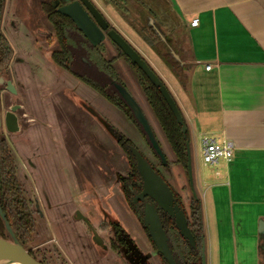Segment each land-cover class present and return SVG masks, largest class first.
Listing matches in <instances>:
<instances>
[{"label": "rangeland", "instance_id": "374dc122", "mask_svg": "<svg viewBox=\"0 0 264 264\" xmlns=\"http://www.w3.org/2000/svg\"><path fill=\"white\" fill-rule=\"evenodd\" d=\"M93 1L104 12L111 25L172 90V94L185 97V90L178 82V78H183L179 74L181 68L166 58L160 44L153 47L147 42V34L151 32L148 29L143 34L142 28L132 22L130 6L125 2L118 3L119 1L115 2L118 5H114L111 3L113 0ZM136 1L144 3L145 10L153 8L149 6L153 2L154 6H159L160 12H165L164 3L159 0ZM41 3L42 0H10L5 8L3 21V32L13 49V58L4 76L14 83L20 93V101L25 108L27 106L26 112L36 121L26 124L22 118V126L27 130L20 135L12 136L2 130L0 132V137L9 144L18 168V179L35 213L36 231L34 241L28 248L30 252L40 248L53 250L51 254L58 257L54 261L56 264H59V260L62 264H113L116 257L114 253L103 252L93 245L88 235L90 228L76 219L75 212L88 219L104 239L106 236L99 226L111 223L121 225L140 247L144 248L148 243L140 221L134 216L122 194L120 179L129 172L125 152L91 112L105 122L108 121L151 164L157 166L158 171L167 178L168 184L182 196L190 214L187 198L191 194L187 189L188 181L181 176L182 169L178 165H171L174 174L166 173L159 166V161L143 136L124 112L110 105L94 89L51 61L50 55L58 51V47ZM104 45L106 58L117 56L118 52L112 44L106 41ZM77 66L85 74H94L93 69L88 70L79 63ZM114 68L120 82L149 120L167 161L174 162L175 157L146 101L137 72L123 59L115 62ZM98 76L97 82L107 84L105 76ZM0 95L1 111L5 116L8 107L16 99L3 87L0 88ZM200 126H195L192 137L195 146L192 158L196 179L198 176L200 182L207 183L196 189L203 203L207 264H258L257 251L253 250V240L249 236L229 246V251L227 248L223 249L228 243H221L219 240L216 208L208 184L218 179L216 173H222L224 166L222 161L218 166H204ZM202 195H205L204 200ZM101 255L106 257L102 259ZM261 257L263 262L259 263L264 264V255Z\"/></svg>", "mask_w": 264, "mask_h": 264}, {"label": "crops", "instance_id": "0c3cea01", "mask_svg": "<svg viewBox=\"0 0 264 264\" xmlns=\"http://www.w3.org/2000/svg\"><path fill=\"white\" fill-rule=\"evenodd\" d=\"M116 1L130 6L132 22L143 34L151 32L147 42L153 47L160 44L166 58L181 68L183 78L178 82L186 95L173 96L189 125L192 153L198 125L200 141L213 135L233 149V161L223 163L224 171L208 184L218 237L228 243L223 249L229 251V246L249 236L260 264L264 255V0H159L165 6L163 13L153 2L149 3L153 8L145 10L144 3L136 0L109 2L118 5ZM195 18L199 25L191 28ZM206 184L197 176L196 189ZM204 231L206 239L205 222Z\"/></svg>", "mask_w": 264, "mask_h": 264}, {"label": "water", "instance_id": "95a60500", "mask_svg": "<svg viewBox=\"0 0 264 264\" xmlns=\"http://www.w3.org/2000/svg\"><path fill=\"white\" fill-rule=\"evenodd\" d=\"M88 9L94 15V18L97 20L101 29L100 28L98 29L96 25L92 23V21L88 18L87 14L78 6V4H74L72 6H69L63 9H59L58 12L70 18L76 24L78 29L83 33L85 38L88 41H90L94 46H97L101 42L105 41L106 36L104 35L103 32L108 29L109 25L106 21H104V19H102V15L94 7H90V8L88 7ZM108 38L112 43L116 44L122 50V52L126 55V57L131 61V64L136 65L138 69L141 72H143V74L150 81V83L155 88L158 89L159 93L162 95L168 107L172 111L177 122L181 125L185 138H187V135L189 134V128H188L189 125L186 122L179 105L177 104L176 100L172 96V92L170 91L166 83L164 84L162 79L150 67L147 61L144 58H142V56H140L134 50V48L118 32H116L115 30L111 31L108 34ZM52 55L53 53L50 55L51 56L50 59L54 63V61L52 60ZM112 86L117 91V93L122 98V100L126 103L128 108L132 112L136 122L139 124L143 132L146 134L152 148L154 149V151L156 152V154L158 155L160 159V160L158 159L157 160L161 163V165L166 166L168 163L167 158L164 155L163 151L161 150L160 145L158 141L156 140L155 134L151 128L150 122L147 119L141 107L139 106V104L136 102L134 97L130 94V92L127 90V88L123 84L114 83L112 84ZM6 91L16 100L12 104H10V106L8 107V110L5 113V116H4L5 117L4 118L5 129L9 135H12V136L20 135L22 134L23 131L27 130V128L25 127L23 128L22 126V118L25 119L23 121L26 124H32L33 122L35 123L36 121L33 120L34 118L31 119L29 117L28 113L26 112L27 106L25 108L24 104L20 101L19 99L20 93L16 89V86L14 85L12 81L7 82ZM23 111H25V114L23 113ZM91 113H93V116H95L101 122V125L105 128V130L119 144L120 138L123 135L119 133L110 123H108V121L105 122V120L99 118V116L94 114V112H91ZM0 126H1V123H0ZM46 127L48 128L49 126L46 124ZM134 128L137 131H139L135 126ZM132 153H133V156L136 158L137 169L143 179L144 190L141 196H139V199L143 200L144 197H149L157 205V206H149V205L146 206V209L144 212V215H145L144 223L147 229L149 230L150 235L153 238L155 245L158 248V252L164 255V258L166 260L173 263L172 255H171V252L167 244L168 239L165 234V231L162 228L161 221L159 219L157 211L162 210L163 212H165L166 214H168L171 218L175 220V223H176V226H177V229H178V232L181 238L193 249L196 248V245H197L196 240L190 231L184 211H182L175 202V199L171 192V188L168 186L167 178H165V176L162 175L160 172H159L160 175H158L154 171L153 167L149 164V162L143 157V155L136 148L132 149ZM186 153H187V170L182 171L181 176H184L185 181H188L187 189L189 190L191 194V196H189L188 198L189 199L188 202L191 203L192 199H197L201 201L200 197L198 196L196 192V180H195L193 158H192V145H191L190 140L187 141L186 143ZM125 157H126L125 159L127 161L129 169H130L131 166L129 164L126 154H125ZM175 162H176V158H175L174 163ZM167 172L170 173L169 170L166 171V173ZM166 177H168V175ZM124 178H127V176ZM122 194H123L125 202L127 203L123 192ZM202 207H203V204H202ZM74 215L76 216L77 220H81L83 223L90 226L88 219L84 218L79 212H75ZM0 219L3 222L5 230H6L5 238L0 236V261H14L20 264H41V262L37 261L35 258H33L30 255V249L28 248V246H23L19 242L14 230L12 229V227L6 220V214L3 212L1 205H0ZM91 236H92L91 240L93 244L99 247L103 245L101 239L99 238V236L94 230L92 231ZM205 242L206 240H205V231H204V239H203V245H202L203 247L202 258H203L204 264H206L207 262Z\"/></svg>", "mask_w": 264, "mask_h": 264}, {"label": "flooded vegetation", "instance_id": "af4514ba", "mask_svg": "<svg viewBox=\"0 0 264 264\" xmlns=\"http://www.w3.org/2000/svg\"><path fill=\"white\" fill-rule=\"evenodd\" d=\"M9 2H10V0H0V55L3 56V49L5 48V44L8 47V49L5 48L4 52L10 53L9 49L11 50V58L7 63H5V65H2V63H1L2 60L0 58V88L3 87L4 89H6L7 82H9V80L5 79L4 74H5V72L8 71V68L11 64V60L13 58L12 46H11L10 42L8 41V39L6 38V35L3 32V21L5 18L4 12H5L6 5H8ZM74 4H78V6L87 14L88 18L92 21V23L94 25H96V27L98 29L100 28V26H99L97 20L94 18V15L89 11L88 7L89 8L94 7L102 15V19H104V21H106L109 25L108 29L103 32L104 35L106 36V39L104 42H101L99 45L94 46L90 41H88L85 38L83 33L78 29L76 24L70 18H68V17H66V16H64L58 12L59 9L66 8V7L72 6ZM41 9L44 12V14L47 16V19L51 15L53 18L56 15H58V16H61L62 18H64L65 20H68L70 22L66 31H67L68 35L70 34L69 36H71V38L73 39V40L72 39L70 40L71 44H73V46L76 47V41H74V38H77L78 40H80L79 42H81V46L84 47V50L81 51V55H82L81 60L85 66L90 67L89 69H92L94 66H92V63H90L88 61V59L91 62H93L94 65L97 66L101 72L108 73L116 82H120L119 77L115 74L114 70H112L109 67L110 65H108L106 68H103V66H102V60L103 59L108 60V58H106V56H105L106 47L104 45V43L107 41L110 44H112V46L118 52L116 57H113L110 59V60H112L113 63L123 59L128 63V65L133 70L137 69L140 73L143 74V72H141L136 65L131 64V61L126 57V55L122 52V50L116 44L112 43L109 40L108 34L113 30H115L116 32H118V31L116 30V28L114 27L113 24L111 25V23L107 19L106 15L104 14V12L96 5V3L93 0H42ZM63 20H62V22H63ZM100 21H101V19H100ZM54 22L59 24L58 20H55ZM78 35H80V37ZM56 38L57 37L55 36V40H57ZM134 50L139 54V52L135 48H134ZM88 67H85V68L88 69ZM116 82H113L112 84H114ZM116 84H122V83L120 82V83H116ZM107 87H104V88L107 89ZM1 110L2 109H1V95H0V123H1L0 132H1V130L3 132H6L5 125H4V118L5 117H4V113ZM126 116L130 119L129 121H131V115L126 114ZM143 138L146 142V140H147L146 137L143 136ZM119 145L127 155H128V153L130 154V157L132 158L131 161H133L134 166L136 167V171H137V174H135V173H133L134 169H132V173L128 172L126 175L127 177L130 175L128 179L124 178V177H122L120 179L121 190L124 193L125 199L129 205L132 213L140 221V223L142 225V230H143V233H144V236L146 238L148 245L146 244V246L144 248L140 247V245L136 242V240L132 239V236L121 225H116V224L114 225L111 223L110 224L102 223L99 226L100 230L106 236L104 239L100 235L98 230H95V227L89 222L90 226H88V225L87 226L90 228V231L88 232V235H90V237H91L90 239H92L91 233L94 230L103 243V245L100 247L96 246L95 244H93V245L96 246V248L101 249L103 252H107V253L109 251L113 252L114 255L116 256L115 259H113V264H204V261L202 258V255H203L202 245H203V243L200 244L201 245V250H200L201 251V259L197 263H194L193 258H189L187 260L182 259V261H178L176 259V257H175L176 248L171 247L170 241L173 239L168 237L167 231L172 230L174 225H175V230L177 232H178V229H177L175 220L173 218H171L168 214L163 212L162 210H158L157 212H158L159 219L161 221L162 228L165 231V234H166L167 239H168L167 244H168V248H169L171 255H172L173 263L166 260L164 258V255H162L161 253L158 252V248L155 245L153 238L151 237L150 232L144 223V218H145L144 212H145L146 206L147 205L157 206V205L149 197H144L143 200L139 199V196H141V194L143 193L144 188H143V179H142V177H141V175L137 169L136 158L133 156V153H132V149L136 148V147L131 141H127L126 137H123V136H121V138H120ZM147 145L149 146L150 150L152 151L154 157L157 159L158 155L156 156L154 154V149H152V146H150L148 143H147ZM5 149H7V153L5 152ZM8 155L14 162L16 177L18 178V168L16 166V162H15V159L12 155V151L9 147V144L5 139H2L0 137V170L1 171H2V167L4 166V164L7 163ZM143 157L146 159V157L144 155H143ZM149 164L153 167L154 171L158 175H160L157 166L151 164L150 162H149ZM171 165H178V164H176V162L175 163L174 162H168L166 166H163L159 162V166L161 168L165 169L166 171L169 170L170 173H173V171L171 169ZM178 166H180V165H178ZM180 167H182V166H180ZM186 170H187V167L186 168L182 167L181 171H186ZM18 181H19V179H18ZM168 186L171 188V192L173 194V197L175 199L176 204L180 207V209L182 211H184L185 216L187 218V222H188V217L190 216V214L186 210L185 203H184L182 196L178 192H176V190L174 188H172L171 185L168 184ZM23 193H24V197L27 201V208L29 211V215L32 218L31 221L33 224H35V221H33V219L35 220V218H34L35 213L31 209V204H30V201L26 197L24 187H23ZM0 197H3V199H2L3 201H6L7 199L10 200V195H7V194L5 195L2 193V194H0ZM188 201H189V199H188ZM0 205H1V202H0ZM9 206L11 209L12 206L11 205H9ZM1 208H2V206H1ZM36 213H39L38 210H36ZM168 219L170 221L167 223ZM166 224L168 225V227L166 226ZM91 229H93V230H91ZM178 234H179V232H178ZM174 245L176 246L175 243H174ZM41 249L42 248L36 249L35 251H31L30 255L33 258H35L37 261L41 262V264H56L54 261L58 257L57 256L54 257V255L51 254L54 251L50 250L49 248H47L45 250H41ZM100 257H102V259H103L104 257H106V255H101ZM59 264H62L60 262V260H59ZM206 264H207V262H206Z\"/></svg>", "mask_w": 264, "mask_h": 264}, {"label": "trees", "instance_id": "16d2710c", "mask_svg": "<svg viewBox=\"0 0 264 264\" xmlns=\"http://www.w3.org/2000/svg\"><path fill=\"white\" fill-rule=\"evenodd\" d=\"M63 19L64 18L58 15H56L54 18L51 15L48 18V21L50 25H52V28L54 30V35L57 37L56 42H57L58 51L54 52L52 55V60L54 61V63L64 71L68 72L69 74L77 78L81 83H84L88 87L94 89L101 97H103L112 106L124 112V114L125 113L127 115L130 114L131 115L130 122L139 130L142 136L146 137L147 139L146 142L151 146L146 134L143 132L142 128L136 122L132 112L130 111L126 103L122 100V98L119 96L117 91L112 86V83L116 81L108 73L101 72L98 69V67L95 66L94 63L91 62L89 59L88 61L92 63V66H94L92 68L94 74L88 75L84 73V70H79L77 63H79L83 67H88L85 66L81 60L82 57L81 51L84 50V47L81 46V42H79L80 40H78L77 38H74V41H76V47H74L73 44H71L70 40L72 38L71 36H69L70 34L68 35L66 31L70 22L68 20L65 19L63 20ZM55 20H58L59 24L54 22ZM78 36L80 37V35ZM5 48L8 49L6 44H5ZM5 48L3 49V56L0 55V58L2 60L1 61L2 65H5V63H7L11 58V50L9 49L10 53H6L4 52ZM113 64L114 63L112 62V60H106V59L102 60L103 68H106L108 65H110L109 67L112 70H114L115 74L118 76ZM89 68L90 67H88V70ZM135 71L139 76V81L143 88L147 102L150 108L152 109L157 121L159 122L164 132V135L168 141V144L170 145L171 150L176 158V164L186 168L187 167L186 143L187 141L190 140L189 134L187 135V138H185L181 125L177 122L172 111L168 107L162 95L159 93L158 89L155 88L150 83V81L146 78L144 74L140 73L137 69H135ZM99 74L105 76L107 80L106 81L107 84L103 85L96 81V77H99L98 76ZM116 83H120V82H116ZM104 87H107V89H105ZM128 120L130 119L128 118ZM127 141L129 140L127 139ZM5 152L7 153V149H5ZM154 154L157 156L155 151ZM127 159L131 166L129 172L132 173V169H134L133 173L137 174L136 167L134 166L133 161H131L132 158L130 157L129 153L127 155ZM157 159L160 160L159 157H157ZM129 176L127 177V179L129 178ZM2 193L5 195L6 194L10 195V200L7 199L6 201H3L2 200L3 197H0V202L3 212L6 214V220L14 230L19 242L23 246L30 245L34 241L36 226L31 221L32 218L29 215V211L27 208V201L23 193V185L18 181V178L16 177L14 162L9 157V155L7 157V163H5L4 166L2 167V171L0 170V194ZM9 205L12 206L11 209ZM33 221L35 220L33 219ZM169 221L170 220L168 219L167 223ZM188 225L197 243L195 249L191 248L181 238V236L175 230V225L173 226L172 230L168 229L170 232L167 231V233H168V237L173 239L170 242H171V247L176 248L175 251L176 259L178 261H182V259L187 260L189 258H193L194 263H197L201 259L200 244L203 243V239H204L203 207H202V202L200 200L197 199L191 200ZM166 226L168 227L167 224ZM5 234H6V230L3 222L0 219V236L5 238ZM174 243L176 244V246L174 245Z\"/></svg>", "mask_w": 264, "mask_h": 264}, {"label": "built area", "instance_id": "2783aa9c", "mask_svg": "<svg viewBox=\"0 0 264 264\" xmlns=\"http://www.w3.org/2000/svg\"><path fill=\"white\" fill-rule=\"evenodd\" d=\"M198 25L199 20L197 18L190 23L191 28H197ZM207 68L210 69L209 66ZM200 147L204 166H215L220 161L227 165L233 161V149L221 138L205 135L201 138Z\"/></svg>", "mask_w": 264, "mask_h": 264}, {"label": "bare ground", "instance_id": "6f19581e", "mask_svg": "<svg viewBox=\"0 0 264 264\" xmlns=\"http://www.w3.org/2000/svg\"><path fill=\"white\" fill-rule=\"evenodd\" d=\"M0 264H20V263L14 261H0Z\"/></svg>", "mask_w": 264, "mask_h": 264}]
</instances>
